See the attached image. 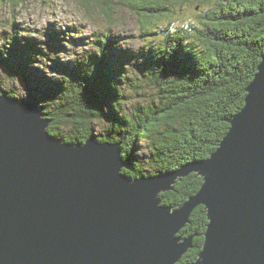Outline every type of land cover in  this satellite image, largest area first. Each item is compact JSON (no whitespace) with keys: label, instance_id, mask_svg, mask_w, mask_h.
I'll use <instances>...</instances> for the list:
<instances>
[{"label":"trees","instance_id":"1","mask_svg":"<svg viewBox=\"0 0 264 264\" xmlns=\"http://www.w3.org/2000/svg\"><path fill=\"white\" fill-rule=\"evenodd\" d=\"M29 1L0 0V22L2 10L13 12ZM77 2L90 14L101 0ZM118 3L139 15L143 45L124 46L110 29L83 40L75 25L33 37L17 21H5L0 93L38 104L49 131L64 141L85 142L95 135L121 142L123 172L131 177L172 171L210 156L227 134L229 119L244 107L246 88L264 54V0ZM185 6L194 10L197 23L164 25ZM102 11L113 20L111 6ZM69 54L73 58L66 60ZM7 77L14 87L4 88ZM101 122L107 129H98ZM148 167L152 171L146 173ZM203 181L197 172L178 178L173 190L160 194L162 203L176 209ZM208 223L206 207L197 206L180 231L193 241L178 264L199 258Z\"/></svg>","mask_w":264,"mask_h":264},{"label":"water","instance_id":"2","mask_svg":"<svg viewBox=\"0 0 264 264\" xmlns=\"http://www.w3.org/2000/svg\"><path fill=\"white\" fill-rule=\"evenodd\" d=\"M244 107L210 156L137 177L121 142H67L35 102L0 93V264H178L207 209L190 264H264V54ZM197 172L200 189L173 209L160 194Z\"/></svg>","mask_w":264,"mask_h":264},{"label":"rangeland","instance_id":"3","mask_svg":"<svg viewBox=\"0 0 264 264\" xmlns=\"http://www.w3.org/2000/svg\"><path fill=\"white\" fill-rule=\"evenodd\" d=\"M101 0L96 4L90 14L85 9H82L77 0H30L22 7H18L15 11H11L9 8L6 11L2 10V21L0 22V29H9L7 22L5 21H17L23 25L25 29H29V33L36 37L50 28H61L69 25H75L80 27L79 35L83 37V40H87L88 37H92L96 32L105 33L109 29L117 36L120 37V41L124 46L135 48L143 45V37H141V30L139 24V15L132 10H129L125 5L120 6L119 0ZM111 6L113 12V20L110 21L109 17L102 11V7ZM196 14L193 9L182 10L181 13L170 18V23L165 22V26L172 23L173 26H178L186 21L195 20ZM4 25V26H2ZM27 32V31H26ZM37 36V37H38ZM83 44H87L84 41ZM81 45L78 49L80 51L85 47ZM66 60L73 58V55H65ZM4 88H11L15 86V83L10 78H3ZM18 93H23L21 88H18ZM107 122L97 123L99 130L107 129ZM140 153L144 152L143 145ZM152 171L149 167L145 170L146 173Z\"/></svg>","mask_w":264,"mask_h":264}]
</instances>
